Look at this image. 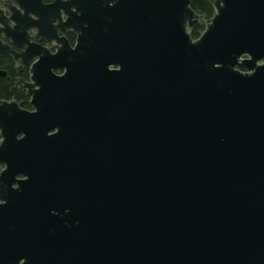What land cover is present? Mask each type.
I'll return each mask as SVG.
<instances>
[{
	"label": "water",
	"instance_id": "95a60500",
	"mask_svg": "<svg viewBox=\"0 0 264 264\" xmlns=\"http://www.w3.org/2000/svg\"><path fill=\"white\" fill-rule=\"evenodd\" d=\"M9 1L0 264H264V0Z\"/></svg>",
	"mask_w": 264,
	"mask_h": 264
},
{
	"label": "trees",
	"instance_id": "16d2710c",
	"mask_svg": "<svg viewBox=\"0 0 264 264\" xmlns=\"http://www.w3.org/2000/svg\"><path fill=\"white\" fill-rule=\"evenodd\" d=\"M190 6L203 14L204 20H207L212 14L213 8L208 0H189ZM203 28V22L195 21L188 27V31L191 37H196ZM0 69L5 71V74H0V100L9 99V86L13 83V80L19 74L15 69L13 60L9 54L0 53ZM26 75V72H23ZM23 108L29 109L27 102H23L21 105Z\"/></svg>",
	"mask_w": 264,
	"mask_h": 264
},
{
	"label": "flooded vegetation",
	"instance_id": "af4514ba",
	"mask_svg": "<svg viewBox=\"0 0 264 264\" xmlns=\"http://www.w3.org/2000/svg\"><path fill=\"white\" fill-rule=\"evenodd\" d=\"M50 1H52V0H43V2H50ZM2 2H10L9 0H0V6L2 5ZM4 13L5 14H7V9L6 8H4ZM204 19V18H203ZM199 22H201V21H199ZM53 23H56V20L53 22ZM30 32H32V31H30ZM64 36L66 37V39L68 40V42L70 43V44H73V42H74V38H75V35H74V33L72 32V30H70V29H65V32H64ZM38 41H39V43H41V44H44V39L43 38H39L38 39ZM16 49H21V48H17V47H15ZM50 50H52V49H50ZM33 58H31L30 59V61L32 60ZM14 62V61H13ZM14 65H15V62H14ZM27 67H28V65L26 64V65H23L22 67H21V69L20 70H18L17 72L19 73L18 75H20V76H22L23 78H27ZM23 72H26V75H23ZM17 75V76H18ZM20 101H21V105H23V102H27V100H28V98L25 96V95H22L21 97H20V99H19ZM28 104V103H27Z\"/></svg>",
	"mask_w": 264,
	"mask_h": 264
}]
</instances>
